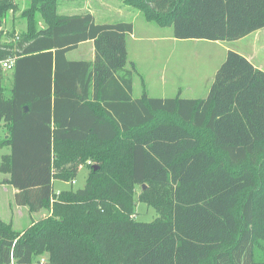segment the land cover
Wrapping results in <instances>:
<instances>
[{
	"label": "trees",
	"instance_id": "16d2710c",
	"mask_svg": "<svg viewBox=\"0 0 264 264\" xmlns=\"http://www.w3.org/2000/svg\"><path fill=\"white\" fill-rule=\"evenodd\" d=\"M14 1L0 0V62L15 59L11 76L0 68V149L10 150L0 173L16 206L46 216L22 232L0 218V264H255L264 71L229 50L206 98L151 97L143 78L135 97L133 23L58 16L56 0H31L47 25L15 40L4 28ZM124 3L178 40L234 42L264 29V0ZM89 41L94 60L68 59ZM83 167L84 188L55 193L54 181L73 183ZM137 186L168 192L170 218H131Z\"/></svg>",
	"mask_w": 264,
	"mask_h": 264
},
{
	"label": "rangeland",
	"instance_id": "374dc122",
	"mask_svg": "<svg viewBox=\"0 0 264 264\" xmlns=\"http://www.w3.org/2000/svg\"><path fill=\"white\" fill-rule=\"evenodd\" d=\"M94 7L100 17H108L109 21L131 20L135 23V34L132 39L128 37L129 60L137 67L140 78L136 77L135 97L142 94V78L151 97L173 98L179 93L183 98H206L215 74L226 58L229 50L246 57L258 68L264 69V29L256 31L244 39L234 42H209L205 40H174L173 28L166 23L159 25L146 19L141 11L134 6L126 5L124 0H107V7L102 6L97 0H56V14L68 16L84 14L89 7ZM93 1V3H92ZM102 6V7H101ZM31 0H15L8 13L5 24V33H14L15 40L18 36L28 33L33 27L36 30L46 27L47 22L40 13L30 10ZM129 9V10H128ZM133 10L137 11V19H134ZM81 50L73 52L70 59H81ZM11 71H5L6 76H11ZM10 89V81L3 82ZM7 92V91H6ZM206 134H202V142L207 143ZM5 139L3 130L0 129V140ZM10 152L9 149H0L1 157ZM91 163V162H90ZM89 165V163H87ZM88 169L83 167L75 180V183L54 181V191L59 193L66 190H77L85 187ZM0 173V182L5 179ZM0 183V215L6 223L12 222L13 228L22 232L28 228L33 220H40L41 213L29 216H14L11 207L15 208V195L13 188L5 192ZM156 202L157 207L146 205L144 202L149 197ZM245 196H241L242 198ZM11 205V206H10ZM18 207V206H17ZM169 193L164 189L137 186L134 195L133 215L131 218L140 222H152L158 219L170 218ZM17 215V213L15 214ZM235 215L241 221L240 208L235 210ZM256 235L254 238L255 264H264V214L257 212ZM41 259H36L32 264H40ZM205 264H214L213 256Z\"/></svg>",
	"mask_w": 264,
	"mask_h": 264
},
{
	"label": "crops",
	"instance_id": "0c3cea01",
	"mask_svg": "<svg viewBox=\"0 0 264 264\" xmlns=\"http://www.w3.org/2000/svg\"><path fill=\"white\" fill-rule=\"evenodd\" d=\"M97 1L101 2V0H97ZM92 3H93V1H92ZM107 4H109L107 0H102V6L104 5V7H107ZM88 5H89V7L86 9V12L84 14H77L76 16H81V15H86V14H92L95 17V20H96V22L98 24H115V23H121V22L133 23L134 24V33L132 35H130V37L132 39L134 38V34H135V23L136 22H131V20H126V21H121V22H118V21H115V22L114 21H109L108 20L109 19L108 17H100V15H98V13L96 12L97 10L94 7H91V1L88 2ZM133 14H134V19H137V11L136 10H133ZM68 16H74V15H68ZM173 39L174 40H178V39H176L174 37H173ZM127 45H128V41H127ZM79 48L81 50L80 56L82 58L81 59L78 58V59H75V60L70 59V55L73 52L79 50ZM79 48L77 50L73 51V52L68 53L67 57H68L69 60H72V61H80V60L92 61V60H94V58H95V52H94V45H93V42L92 41H89V42H86V43L81 44ZM129 55H130V53H129V45H128V61H129V63H134L133 61H130L129 60ZM254 66H256V65L254 64ZM261 70L264 71V69H261ZM135 81H136V79H135ZM135 81H134V94H135V83H136ZM148 94H149V92H148ZM3 135L5 136V131L4 130H3ZM5 176H6L5 179H3V181L0 182V183H2V187L4 188L3 190L5 192H7V191L10 190L9 188H13V187L9 186L6 183V181L9 180V176H7V175H5ZM16 192H17V190L13 188L12 194L15 195ZM10 212H12L14 216H18L19 215V216L24 217V216L31 215L30 212H29V210H28V208H24V207H17V206L15 208H12L11 207V211ZM16 213H17V215H15ZM44 216H46V213H43L42 212L40 214V217L42 218ZM0 218L2 219V216L1 215H0ZM10 223L13 224V220Z\"/></svg>",
	"mask_w": 264,
	"mask_h": 264
},
{
	"label": "built area",
	"instance_id": "2783aa9c",
	"mask_svg": "<svg viewBox=\"0 0 264 264\" xmlns=\"http://www.w3.org/2000/svg\"><path fill=\"white\" fill-rule=\"evenodd\" d=\"M14 64H15V59L9 58L5 61L0 62V68L3 69L4 71H9V70L13 69ZM74 183L75 182H73V184ZM12 264H15V262L13 261ZM40 264H48V263H47V260L45 258H41Z\"/></svg>",
	"mask_w": 264,
	"mask_h": 264
}]
</instances>
